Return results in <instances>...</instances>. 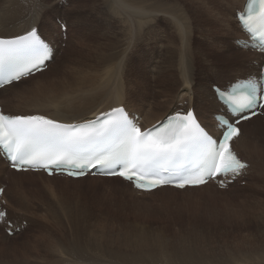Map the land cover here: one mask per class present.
Returning <instances> with one entry per match:
<instances>
[{
	"label": "rangeland",
	"instance_id": "rangeland-1",
	"mask_svg": "<svg viewBox=\"0 0 264 264\" xmlns=\"http://www.w3.org/2000/svg\"><path fill=\"white\" fill-rule=\"evenodd\" d=\"M125 1L126 4L123 5V0H28L26 1V3H29L27 6L29 14L27 16L28 20L31 15L37 16V14H40L41 18H45L47 21L41 26L43 25V28L50 26L53 28L51 38L56 42H58L60 36L62 37L61 29L56 21L57 18L67 21L68 37L63 39L64 42L62 41L58 44L56 62L60 61L62 63V59L68 62H76L81 55H89L88 48L82 47L85 43H79L81 41L90 40L89 49L100 48V41L108 42L109 46L104 47V60L98 68L92 67V70L98 71L101 76V84L111 95L116 96L120 92L127 93L124 98L127 99L128 97L127 100L133 107L142 103L143 105L137 107L147 109L144 106V94L153 93L152 102H154L160 75L169 73L172 75L171 79L173 81L179 82L181 76L178 77V75L181 71H186V69L191 71L193 78L189 81L184 80L183 86H188L190 91L193 92L195 95L194 103L198 107L201 101H207L209 98L215 99L212 84L224 86L231 78L246 74L249 64L247 62L251 56L247 57V55L240 54L244 58L240 56L233 59L236 42L231 41L229 37L214 36L210 31L212 29L210 18L212 17L211 15H214L210 1L191 0L189 4L180 2L181 12L178 11V8L173 12L167 9L169 6L168 0H147L155 5L154 13L164 14V17L160 15L158 18L153 17L150 20H145L146 17H143L142 22L144 23H142L141 27L130 25L127 0ZM2 3L3 0H0V16L4 14L1 10ZM117 3L121 8H124L122 9L124 11L123 15L120 14L121 8L118 9ZM78 5L79 8H77ZM233 11V9H230L227 15L232 22L234 20L238 28V21L236 22L234 19ZM171 15L183 16V21L180 18L182 24L179 25L178 21L173 19ZM169 16L172 22H170ZM41 26L39 29L42 33ZM184 27H186V30ZM129 29L135 34L132 38L127 34ZM238 32L240 33L239 28ZM63 36L65 37V35ZM127 36L131 45L127 40ZM84 37L87 40H84ZM135 38H137L136 42L134 41ZM74 46L76 48H73ZM213 47L226 53V60L212 52L211 48ZM227 47L230 48V52L226 50ZM71 48L72 50L68 53ZM77 55L78 58H76ZM240 61H245V63L243 64ZM186 64H189L190 68L189 66L186 67ZM83 68L77 69L76 72L79 75V79L76 81L73 79L74 82L82 80L81 72ZM50 75L33 77L37 78V80L32 78L30 81H25V83L27 85H35L38 83L36 81L49 79ZM194 78L195 80H193ZM32 82L35 83L30 84ZM152 86L154 87L152 88ZM20 88L16 86L14 90L1 92L0 100L5 98L10 102V99L15 97V92ZM129 92H137L143 95L140 98H136L132 97ZM48 96L50 98L70 97L71 93H62L59 92L58 88L52 87L48 91ZM177 96L170 109L180 108L182 103L188 101V99L182 98L179 94ZM46 101H50V99L46 98ZM186 104L187 102L184 103V107ZM27 105L28 103L22 101L19 103L22 108L19 109L14 104L9 105L8 109L24 111V107ZM215 107L213 112L216 111ZM164 109L161 111H164ZM206 113L208 111H202L201 115H205L203 117L206 121H208L209 117L210 121V114L206 115ZM213 119L214 117L211 116V124ZM258 123V126L260 124L264 126V120L260 121L259 119ZM250 131L252 130L250 129ZM252 138L257 139L256 134H251L249 142ZM254 142L255 140L251 144ZM9 168L8 166L7 169L9 170ZM40 179H36L37 181L39 180L36 184L43 183ZM261 181L256 180L255 182L250 173L241 182L232 185L227 190H220L213 186L215 188L213 195L210 192H206L198 196L199 199L195 202L182 203L181 205L177 203L175 206L164 204L163 200L158 199L161 196L160 193L154 194V197L151 196V198L150 196L149 198L145 197V195L128 196L127 193L129 192L123 182L113 181L114 186L120 192L111 190L105 185V182H99L92 189L87 190V194L83 197L85 204L82 201L80 202L84 206L86 205V214L77 216L78 219L83 216H86L87 220L91 219V225H81L75 221L74 224L69 223L65 227L59 228L58 226L57 232L62 233L64 238H57L59 240L54 243L56 245V255L48 254L46 256V252H44L36 256L33 250L35 245L33 238L39 240L42 236L41 217L50 215L55 211L64 219L69 220V210L72 214H75L78 210L77 206L70 207V197L64 193L62 185L52 182L50 185L55 186L56 189L54 188L51 191L50 199L46 197L47 200L42 203L43 191L40 188H36L39 197L34 201L33 207L27 213L16 208L14 198L11 195L6 199L9 216L14 222L17 220L14 219L11 212L16 215L25 214V217H27V220L17 221L19 222L17 224L26 223V226L20 232H16L17 235L9 236L8 245H15L20 255H25L28 260L34 261L32 264H101L106 260L96 255L93 245L108 244L111 247L107 249L111 250H113L112 247L122 248L124 245L125 248L123 249L125 251L127 249V241L125 238L120 239L118 237L119 233H127V228L135 227L136 225L143 229V235L146 237L167 231L173 235H176L175 232L179 234L183 231H189L203 237L200 243H194L193 252L196 264H202L199 263L202 261H199V258H207L209 260L208 264H258L261 261L260 258H257L256 262H251L245 259L247 257L245 255L257 252V250L261 252L264 246V235H262L264 228L257 232L255 223H247L249 216L253 212L256 217L264 215L261 210V201H264V195L257 193L255 189L258 186V182L259 184L262 183ZM47 183L49 182L46 181ZM0 184H6L8 185L6 188H8L10 178H6V175L2 174ZM32 184L27 185L33 189L35 186H32ZM190 191L189 193H194V190ZM261 192H264V188ZM189 193H185V195ZM182 195L185 196L184 192L178 193L177 198L181 200ZM258 200H260L259 203L261 205L258 204L255 209ZM107 204L112 206L113 209L107 211L105 208ZM159 206L161 209H159ZM111 211L116 213H109ZM155 211L158 212L155 213ZM48 220V223L53 224L50 218ZM138 231L140 230L138 229ZM5 232V226H0V236H4ZM76 232L79 234L78 237ZM147 232H150V234ZM109 236L110 239L108 238ZM166 242H168L167 239ZM118 244L120 247H115ZM157 244L164 245L163 241ZM76 248L81 250V255L75 252ZM84 250L86 252L83 254ZM153 255L161 254L158 249H155L153 250ZM86 256H89L88 260H84L83 257ZM155 262V264H166V262Z\"/></svg>",
	"mask_w": 264,
	"mask_h": 264
},
{
	"label": "bare ground",
	"instance_id": "bare-ground-1",
	"mask_svg": "<svg viewBox=\"0 0 264 264\" xmlns=\"http://www.w3.org/2000/svg\"><path fill=\"white\" fill-rule=\"evenodd\" d=\"M26 1L28 0H3L1 10L4 12V14L2 13L3 15L0 16V37L11 38L15 35H23L27 31L31 30V28L33 27L38 28L41 26V24H44L45 21H47L45 20V18H41L40 14H37V16L31 15L28 20L27 15L29 14V10L27 6L29 3L28 2L26 3ZM123 1H124V4L123 3L122 4L125 5L126 1L125 0ZM148 1L147 0H127V12L129 13V21H130L129 23L131 26L137 25L138 27H141L142 23H144L142 22L143 17H146L145 20H150L153 17L158 18L160 17V15L161 17H164V14L154 13L156 7L151 1L150 2ZM208 1L211 2L213 10H214L213 11L214 15H211L212 16L211 18L213 19L209 17L210 24L212 26V29L210 31L211 33H213L214 36L229 37L231 41L233 42L238 41L239 39H241L242 36L245 37L246 39L249 38V35L246 34L245 32L243 33V30L240 24L238 25L237 23L240 33L238 32V28L236 27L234 20L232 22L231 18L227 15V12H229L230 9H233L234 10L233 13L235 17L234 19L237 22V18H236L238 16L237 14L238 12L244 11L248 0H208ZM180 2L184 4H189L191 3V0H168L169 6L167 7V9L174 12L178 8V11L181 12V5L179 4ZM77 8H79V5ZM120 8L121 7L119 6L118 9ZM122 9L124 8H121L120 14L123 15L124 11ZM124 17L126 18L125 14H124ZM171 17L177 20L179 25L182 24L180 21V18L183 21V18H184L183 16L171 15ZM232 19H233V16H232ZM169 20L170 22H172L170 16H169ZM229 26L231 27L229 28ZM41 27H42V37L45 38L49 42L53 41V39L51 38V33L53 31V28L51 26L43 28V25ZM184 28L186 30V27ZM127 34L130 35V38H132L135 35L131 29L128 30ZM85 38L86 37H84L83 39L87 40V38L86 39ZM127 40L129 42L128 36H127ZM136 40L137 38H135L134 41L136 42ZM83 42L85 44H83L82 47L88 48L89 55L87 56L81 55L79 58L77 55L76 58H78V61L76 62H68V61H64L65 59H62L63 61L62 63H60V61L56 62V58H57V53H56L54 61L51 63L50 66L48 65L47 69L37 72L34 75H30L29 77L24 78L20 80L19 82H15V83H12L8 86L1 88L0 93L4 91L14 90L16 86L21 87L15 92V97L13 99L11 98L10 102L5 98H1L0 101L1 103H3L4 111L9 114L11 113L12 115H32V114L40 113L41 115H46V116L48 115L49 117L56 119L63 123H75L78 121L89 120L113 108H117L119 106H125L127 109L133 112L139 111L141 115L143 116L142 122L145 125V127H150L158 123L159 121L163 120L165 117L173 114L176 111L175 109H170V108H171V105L175 102L176 97H178L177 94H179L182 98L188 99V101H186L187 104L185 107H184V103L186 102L180 105L182 109L194 108L200 121L203 124L207 122L205 125L207 127H210L211 131L213 132L217 131L216 127L215 128L213 127V124L216 125V121H212V124L210 122L211 116L217 112V109H216L217 107H215V105H217V102L215 99L212 100L211 98H209L207 101H201L198 107H196V104L194 103L195 95L193 94L192 91H190L188 86H183L184 80L189 81L193 78L191 71H189L188 69H186V71L183 70L179 73L178 77L181 76V80L179 79V82L173 81L171 79L172 75L169 73H167L169 77L167 75H160L158 86H157V91L155 93L156 97L154 99V102H152V97L154 96L153 93H150L148 95L146 94L143 95L137 92H134V93L129 92V94L132 97H136V98H140L143 95L144 96L143 100L145 101L144 106L147 107V109H145L144 107H141V108L137 107L139 105H143L142 103H139V104L136 103L138 105L133 107L131 106L130 102L127 100L128 97L127 99L124 98V96H127V93L125 94L124 92H120L119 95H116V96L111 95V93L105 90L104 86L101 84V76L98 74V71L92 70V67L95 69L98 68L101 62L104 60V57H105L104 47H108L109 43L105 41H100V44H99L100 48H91L92 49L91 50L89 49L90 40L81 41L79 43H83ZM129 44L131 45V42H129ZM73 48H76V46H74ZM234 48H235V50L233 51L234 53L232 52L234 56L231 54L233 56V59L235 57H240V56L241 58L242 57L244 58L245 55H247V57L251 56L252 58V59L250 58L251 60L249 59L247 62L249 64L247 66L246 74L249 72H252L253 70L259 69L257 74L260 75L261 67L264 64L263 62L264 54H261L258 52L254 53L250 50L241 49L237 46H234ZM249 48H253V50L255 51V48H257V46H255V43H252ZM211 49H212V52L218 54L220 57H222L223 60H226L227 58L226 53H224L223 51L217 50L215 47ZM71 50L72 48L68 51V53ZM93 50H96V51H93ZM226 50L230 52V48L227 47ZM240 54H243L244 56ZM86 60L88 61L86 62ZM252 61H255V62L261 61V63L259 66H254ZM240 62L243 64L245 63V61H240ZM48 64H50V62ZM187 66H189L190 68L189 64H186V67ZM78 68H83L81 72L82 80L79 82H74L73 79L75 81L79 79V75L76 72ZM45 75H50V78L40 79L36 81L38 83L35 85H27L25 83V81H30L33 77H38V76L40 77V76H45ZM245 75L239 76L233 79L231 78L228 82L224 84V86H227V84L230 85V82L234 80L236 81L237 78H244ZM33 79L37 80V78H33ZM193 80H195V78ZM33 83L35 82H32L30 84H33ZM213 85L214 84H212V86ZM52 87L58 88L59 92H62V93H65V92L71 93V96L50 98L48 96V91ZM153 87L154 86H152V88ZM65 90H68V91H65ZM46 98H49L50 101H46ZM22 101H25L26 103H28V105L24 107V111H20L17 109L15 110L8 109L9 105H14V104L17 108L19 109L22 108L19 106V103ZM214 107L216 110L215 112H213ZM162 109H164V111H161ZM11 111H13L14 113ZM202 111H208L206 115L210 114V121H209V117H208V121L205 120V118L203 117L205 115L204 114L203 116L201 115ZM259 119L260 121L263 120V118H261L258 115L254 117L253 119L245 121L241 124L243 131H242L240 138L235 141L234 146L237 149V151L243 156V158H246L252 164L249 168V171L251 173V177L254 178V181L256 182V180H259V181L262 180L261 181L262 183L259 184L258 182L257 184L258 186L255 189L257 193H261L264 195V192L263 193L261 192V190L264 188V179H263L264 178V145H263L264 144V128H263L264 126H262V124H260L259 126L257 125L259 124L258 123ZM249 128L252 131H250ZM251 134H256L257 139L252 138L251 141L249 142V137L251 136ZM254 140L255 142L251 144ZM7 164L8 163L6 159H4L0 153V177L2 174H5L6 178H10V185L5 190L3 198L7 199L11 195L14 198L16 208H18L19 210L24 211V213H27L29 209L33 207L34 201H36L37 198L39 197V193L36 190V188H40L43 191L42 203H45V201L47 200L46 197L50 199L51 191L54 188L56 189L55 186L50 185L52 182L62 185L64 193L70 197V202H71L70 207L77 206L78 208L75 214H72L69 210V213H70L69 220L64 219L59 214H57V212L55 211H53L50 215H45L41 217L40 224H41V229H42V236L40 237L39 240L36 238H33L35 242L33 250L36 256H39L44 252H46L45 253L46 256L48 254L56 255V248H55L56 245H54V243H56V240H59L57 238H64V235L62 233H60L59 231L57 232L58 226L59 228L65 227L69 223L74 224L75 221L80 223L81 225L83 224L91 225L92 223L91 219L87 220L86 216H83L82 218L78 219L77 216H82L83 214H86L87 208L85 207L86 205L85 206L83 205L85 204L83 202V197L87 194L88 189H92L99 182H105V185L108 188L116 192H120V190L114 186L113 181L123 182L129 192L127 193L128 196L129 195L131 196L145 195V197L149 198L150 196L151 198V196H153L154 194L160 193L161 196H159L158 199H161V201L163 200V203L165 202L164 204H168L169 206H175L177 203H179L180 205L182 203L189 204L199 199L198 196H200L201 194L210 192V194L213 195L215 192L214 191L215 188L213 187V184H205L198 188H186L185 190L165 187L161 189H156L152 191L151 193H144V192H139L135 190L131 183H127L118 177L110 178V177L86 176L80 179H72V178L62 179V178H57L56 176L49 177L43 172H33V171L17 172L10 168L8 170ZM37 178H41L40 181L43 183L36 184L39 181V180L38 181L36 180ZM46 181L49 182L47 183L49 185L46 184ZM31 183H33L32 186H35L33 189L31 186L27 185ZM190 190H194V193H189ZM122 192L123 194H125L124 191ZM180 192L181 193L184 192V195L185 193H189V194L185 196L182 195L181 200H179L177 198V194L178 193L180 194ZM81 201L83 202V204L80 203ZM259 201L260 200L256 202L255 209L257 208L258 204H260ZM155 202H156V198H155ZM261 204H262L261 210L264 213V201H261ZM105 208L107 211L113 209V207L108 204L106 205ZM156 209L158 208L156 207ZM159 209H161L160 206H159ZM157 212L155 211V213ZM109 213L115 214L116 212L111 211ZM11 215L14 217V219L20 222H22L23 220H27V217H25V214L16 215L14 214V212H11ZM49 218L53 221V224L52 223L50 224V222L48 223ZM249 222H251L252 224L254 223L256 224V231L258 232V230L264 228V215L256 217L255 213L253 212L249 216V220L247 223ZM1 225L2 224H0V226ZM259 225H262V226H259ZM136 227L140 231H138ZM147 233L150 234V232H147ZM175 234L176 235H173L171 232L167 231V232H161L158 234H154L153 236H150V237L148 236L146 237L143 235V229L135 225V227L131 226L127 228V233H119V236L117 235L120 239L125 238V240L127 241V244H126L127 249L125 251L123 249L125 248L124 245L122 248L112 247L113 250H111V249H107L111 247L108 244H102V245L94 244L93 249L95 250V253L99 258L106 260L101 264H155L156 263L155 261H158L161 263L166 262V264H196L197 262L195 260V255L193 252L194 243H200L203 237L197 236L194 233L189 232V231L187 232L183 231L182 233H179V234L175 232ZM78 235H79L78 232H76L77 237ZM262 235H264V231ZM108 238L110 239V236ZM166 239L168 240V242H166ZM161 241H163L164 245L157 244ZM8 244H9V235L5 234L4 236H0V264H9V263L10 264H13V263L32 264L34 262L32 260H28L27 256L22 255V254L20 255L17 252L15 245L13 244L8 245ZM115 247H120V245L118 244ZM155 249H158L161 255H153V250ZM263 250H264V246H263L262 251ZM262 251L259 252L257 250V252L251 253L252 255L246 254L245 256L247 257H245V259L251 262H256V259L260 258L261 261H259L258 264H264V251L263 252ZM75 252L81 255V250L79 248H76ZM85 252L86 251L84 250L83 254ZM46 256H43V257H46ZM83 258L84 260H88L89 256H86ZM9 260L11 261L9 262ZM198 260L199 261L202 260L201 262H199L202 264H208V261H209L207 258H199Z\"/></svg>",
	"mask_w": 264,
	"mask_h": 264
},
{
	"label": "snow or ice",
	"instance_id": "snow-or-ice-1",
	"mask_svg": "<svg viewBox=\"0 0 264 264\" xmlns=\"http://www.w3.org/2000/svg\"><path fill=\"white\" fill-rule=\"evenodd\" d=\"M239 20L264 48V0H251ZM52 58L53 48L36 27L23 35L0 37V86L42 71ZM216 93L225 111L215 117L219 129L215 138L192 110L144 130L123 107L81 123L0 112V149L17 169L41 167L50 175L55 169L78 177L86 174L85 169L101 168L106 170L103 174L119 175L145 190L167 184L183 189L217 176L235 178L247 167L231 147L240 134L236 115L249 119L244 111L255 115L253 104L258 99L264 102V73ZM5 215L0 212V220Z\"/></svg>",
	"mask_w": 264,
	"mask_h": 264
}]
</instances>
